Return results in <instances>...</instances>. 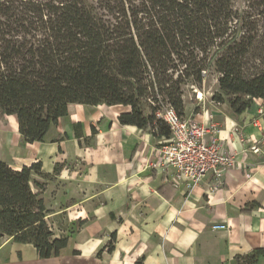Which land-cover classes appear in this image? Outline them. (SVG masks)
I'll use <instances>...</instances> for the list:
<instances>
[{
  "label": "trees",
  "instance_id": "16d2710c",
  "mask_svg": "<svg viewBox=\"0 0 264 264\" xmlns=\"http://www.w3.org/2000/svg\"><path fill=\"white\" fill-rule=\"evenodd\" d=\"M233 2L0 0V121L16 116L32 144L70 104L124 106L119 124L170 139L156 114L170 106L182 116L183 88L200 86L206 73L217 76L212 101L240 116L264 99V0H246L240 12ZM34 173L50 178L40 164L0 161V236L57 258L68 238H55Z\"/></svg>",
  "mask_w": 264,
  "mask_h": 264
},
{
  "label": "crops",
  "instance_id": "0c3cea01",
  "mask_svg": "<svg viewBox=\"0 0 264 264\" xmlns=\"http://www.w3.org/2000/svg\"><path fill=\"white\" fill-rule=\"evenodd\" d=\"M129 110L70 104L42 142L21 136V169L40 164L49 175L33 177L45 184L55 238L67 237L68 246L40 259L31 245L16 243L4 256V242L0 264H264V99L237 117L227 104L206 107L224 149L238 159L217 189L210 175L185 191L152 169L155 149L169 139L119 124ZM199 110L196 121L209 124ZM24 248L32 254L21 257Z\"/></svg>",
  "mask_w": 264,
  "mask_h": 264
},
{
  "label": "built area",
  "instance_id": "2783aa9c",
  "mask_svg": "<svg viewBox=\"0 0 264 264\" xmlns=\"http://www.w3.org/2000/svg\"><path fill=\"white\" fill-rule=\"evenodd\" d=\"M196 100L210 123L184 118L173 107H165L156 118L169 126L171 137L155 149L150 163L152 169L168 176L177 188L185 191L198 187L208 175L213 177L216 189L221 187L226 173L235 169L238 163L237 155L224 149L219 137L221 130L213 123V113L206 111L212 101L204 99L202 92L198 93ZM252 150L260 153L257 147ZM246 177L250 179L251 175Z\"/></svg>",
  "mask_w": 264,
  "mask_h": 264
},
{
  "label": "rangeland",
  "instance_id": "374dc122",
  "mask_svg": "<svg viewBox=\"0 0 264 264\" xmlns=\"http://www.w3.org/2000/svg\"><path fill=\"white\" fill-rule=\"evenodd\" d=\"M233 5L234 10L240 12L245 8L246 0H234ZM194 87L195 86L188 85L183 88L184 112L182 117L197 120L200 110L196 97L198 93L202 92L204 99L212 101L214 95L219 91L217 76L206 73L203 83L196 87L197 89ZM0 161L8 163L15 169H21V135L18 130V120L16 116H7L0 121ZM4 242L6 244L4 256H9L11 251L15 249V246H13L12 241L7 240V237L0 236V245ZM30 254H32L30 248H24L21 251V257Z\"/></svg>",
  "mask_w": 264,
  "mask_h": 264
}]
</instances>
